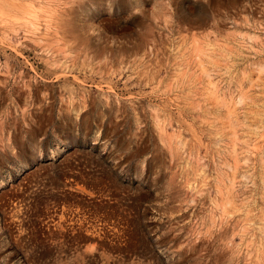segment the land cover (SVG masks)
Wrapping results in <instances>:
<instances>
[{
  "label": "rangeland",
  "instance_id": "374dc122",
  "mask_svg": "<svg viewBox=\"0 0 264 264\" xmlns=\"http://www.w3.org/2000/svg\"><path fill=\"white\" fill-rule=\"evenodd\" d=\"M0 264H264V0H0Z\"/></svg>",
  "mask_w": 264,
  "mask_h": 264
},
{
  "label": "bare ground",
  "instance_id": "6f19581e",
  "mask_svg": "<svg viewBox=\"0 0 264 264\" xmlns=\"http://www.w3.org/2000/svg\"><path fill=\"white\" fill-rule=\"evenodd\" d=\"M41 2V1H40ZM28 6V5H27ZM57 10V9H56ZM23 20V19H22ZM37 24V23H36Z\"/></svg>",
  "mask_w": 264,
  "mask_h": 264
}]
</instances>
